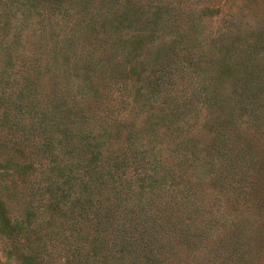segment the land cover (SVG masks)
I'll return each instance as SVG.
<instances>
[{
  "label": "trees",
  "instance_id": "1",
  "mask_svg": "<svg viewBox=\"0 0 264 264\" xmlns=\"http://www.w3.org/2000/svg\"><path fill=\"white\" fill-rule=\"evenodd\" d=\"M220 1L0 0V162L16 166L0 220L21 256L44 259L39 242H21L33 220L15 230L9 208L29 216L37 194L71 264H179L181 246L228 248L204 217L202 180L161 171L157 157L169 143L196 153L204 122L226 161L213 187L232 194L219 178L253 168L234 122L264 134V3L223 0L212 24L219 10H204Z\"/></svg>",
  "mask_w": 264,
  "mask_h": 264
},
{
  "label": "rangeland",
  "instance_id": "2",
  "mask_svg": "<svg viewBox=\"0 0 264 264\" xmlns=\"http://www.w3.org/2000/svg\"><path fill=\"white\" fill-rule=\"evenodd\" d=\"M255 1L259 7L264 3V0ZM232 2L238 5L241 0H233ZM207 8L209 9L208 11L204 10L206 14L216 9L219 10V14L212 16V24H217L221 18L220 15L227 11V4H223V0H221L218 4ZM234 123H236L238 144L243 145L245 149L246 146H249L253 168H236L238 173L228 175L229 180L228 178L224 180L221 177L219 178L218 183L230 181L238 186L232 194L229 192L223 193L221 189L218 190L216 186L213 187L211 185L210 178L215 177L214 173H218L221 170V175L224 174L226 161L224 156L220 155V152L209 148L211 134L204 127V122H201L192 131L194 135L192 143L196 144V148L199 149L196 153L189 154L186 150H177L173 144L169 143L166 147L174 150L169 152L162 151V155L157 156L160 159L158 168L161 171L163 169L168 170V168L175 171H178L179 168H188L192 172L191 176L194 180H202L206 211L204 212V217H206V220L209 217L216 219L213 227V236L216 241L219 237L225 238V243L228 247L224 248L222 246L219 251L215 252L216 255L213 256L210 254L211 250L209 255H207L210 246L206 244L204 248H202V244H199V246L188 251L181 246L175 257L176 262L179 264H264V134L256 131L247 122L244 115L237 116ZM184 154H189L190 160L187 159L188 161L186 162L191 165L190 167L183 165L181 162ZM14 167L16 166L0 162L1 185L7 183L8 176L6 172H12ZM241 172H246L245 178L247 180L250 179L251 183L248 184L242 180ZM161 180L168 182L169 178L163 177ZM242 186L243 188H241ZM38 192L40 191L38 190ZM28 199L29 197H26L25 200ZM33 200V209H29V216L25 215L27 209L22 207L16 208L13 205L9 209L11 210V215L23 219L21 226H15V230L26 225L25 220L27 217L33 220L31 224L32 231L25 233L29 237L21 239V242L29 241L33 247L37 246L34 245V242H39L40 247L37 250L40 251L44 259L42 261L38 259L28 261L25 256H21L18 251L20 245L12 243L5 236L4 227L0 220V264H71L66 260L67 257L68 259L70 257L69 249L62 247L59 217L49 225L43 194L34 195ZM232 231L235 235L230 236ZM38 238L41 240L39 241ZM231 242L235 245L233 248L228 246ZM25 252L27 251L25 250ZM223 256L226 258L221 263ZM197 257L198 259H196ZM207 258H209V261H207ZM91 262L92 260H90L89 264H92Z\"/></svg>",
  "mask_w": 264,
  "mask_h": 264
}]
</instances>
